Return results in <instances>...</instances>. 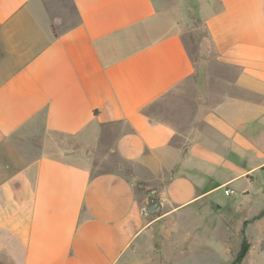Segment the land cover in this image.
Wrapping results in <instances>:
<instances>
[{
	"label": "crops",
	"instance_id": "obj_1",
	"mask_svg": "<svg viewBox=\"0 0 264 264\" xmlns=\"http://www.w3.org/2000/svg\"><path fill=\"white\" fill-rule=\"evenodd\" d=\"M199 2L216 55L167 121L156 103L197 66L155 0H0V264L234 260V208L264 202V0ZM35 121L85 162L24 156Z\"/></svg>",
	"mask_w": 264,
	"mask_h": 264
},
{
	"label": "rangeland",
	"instance_id": "obj_2",
	"mask_svg": "<svg viewBox=\"0 0 264 264\" xmlns=\"http://www.w3.org/2000/svg\"><path fill=\"white\" fill-rule=\"evenodd\" d=\"M155 1L159 8L171 12L181 22L183 40L197 66V74H195L190 80L181 84L176 90L172 91L160 102L156 103L157 106L154 108L153 113H151L157 118L172 121L173 117L171 113L165 109V106L170 103H178L182 98L184 99L183 93L191 95V97H194L193 95L197 94L196 89H198V87L201 88L205 84V78H203L201 73L206 71V66L208 62L215 57L216 51L205 25V19L200 14L201 7L199 0ZM214 8H217V6ZM14 137L19 151L28 158L46 155L58 157L74 163L85 162V147L81 145L82 141L79 135H64L46 130L40 121H35L24 127L16 133ZM122 170L127 175H131L127 163H122ZM137 186L140 189L143 188L140 185ZM234 209L236 216V238H231L229 242H238L241 244L243 239L239 237V229H241V227L244 228L243 224L245 219H251L253 215L258 214L264 209V202L255 200L250 205L241 202ZM220 214L228 215V209L221 210ZM245 232H247V234L244 235L245 238L248 241H251L247 237L248 233H250L252 242H256L257 245H255L252 250L251 256L240 264H264V217L254 222L251 227H247Z\"/></svg>",
	"mask_w": 264,
	"mask_h": 264
},
{
	"label": "water",
	"instance_id": "obj_3",
	"mask_svg": "<svg viewBox=\"0 0 264 264\" xmlns=\"http://www.w3.org/2000/svg\"><path fill=\"white\" fill-rule=\"evenodd\" d=\"M163 208V203L161 200L156 198V195L153 191L148 193L147 204L143 209L144 214H152L160 211Z\"/></svg>",
	"mask_w": 264,
	"mask_h": 264
},
{
	"label": "trees",
	"instance_id": "obj_4",
	"mask_svg": "<svg viewBox=\"0 0 264 264\" xmlns=\"http://www.w3.org/2000/svg\"><path fill=\"white\" fill-rule=\"evenodd\" d=\"M264 215V209L257 215L256 218H260ZM251 243L250 241H248L247 239H244L242 244H241V248L239 250V252L237 253L236 257L234 258V260L230 263V264H240L242 262V260L245 258V256L247 255L249 249H250Z\"/></svg>",
	"mask_w": 264,
	"mask_h": 264
},
{
	"label": "built area",
	"instance_id": "obj_5",
	"mask_svg": "<svg viewBox=\"0 0 264 264\" xmlns=\"http://www.w3.org/2000/svg\"><path fill=\"white\" fill-rule=\"evenodd\" d=\"M235 191H234V189H232V188H226L225 189V193H226V195H231V194H233Z\"/></svg>",
	"mask_w": 264,
	"mask_h": 264
}]
</instances>
